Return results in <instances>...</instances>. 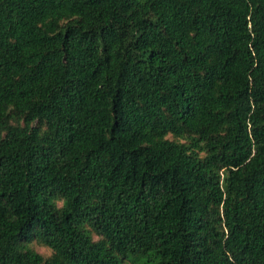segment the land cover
I'll use <instances>...</instances> for the list:
<instances>
[{
  "label": "trees",
  "instance_id": "1",
  "mask_svg": "<svg viewBox=\"0 0 264 264\" xmlns=\"http://www.w3.org/2000/svg\"><path fill=\"white\" fill-rule=\"evenodd\" d=\"M0 264H264V0H0Z\"/></svg>",
  "mask_w": 264,
  "mask_h": 264
},
{
  "label": "clouds",
  "instance_id": "2",
  "mask_svg": "<svg viewBox=\"0 0 264 264\" xmlns=\"http://www.w3.org/2000/svg\"><path fill=\"white\" fill-rule=\"evenodd\" d=\"M26 245L36 255L43 256L45 253H47L49 256H51L55 251L53 248H51L50 245H48L42 238L39 237L35 240L28 242Z\"/></svg>",
  "mask_w": 264,
  "mask_h": 264
}]
</instances>
